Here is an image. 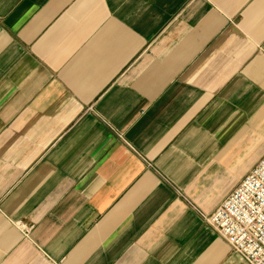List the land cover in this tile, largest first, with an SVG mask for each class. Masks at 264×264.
<instances>
[{
    "label": "crops",
    "instance_id": "1",
    "mask_svg": "<svg viewBox=\"0 0 264 264\" xmlns=\"http://www.w3.org/2000/svg\"><path fill=\"white\" fill-rule=\"evenodd\" d=\"M263 156L264 0H0V264H245Z\"/></svg>",
    "mask_w": 264,
    "mask_h": 264
},
{
    "label": "built area",
    "instance_id": "2",
    "mask_svg": "<svg viewBox=\"0 0 264 264\" xmlns=\"http://www.w3.org/2000/svg\"><path fill=\"white\" fill-rule=\"evenodd\" d=\"M203 219L245 264H264V156Z\"/></svg>",
    "mask_w": 264,
    "mask_h": 264
}]
</instances>
